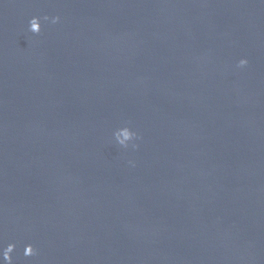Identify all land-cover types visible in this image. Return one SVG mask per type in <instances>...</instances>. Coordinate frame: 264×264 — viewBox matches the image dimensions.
<instances>
[{"label": "water", "instance_id": "1", "mask_svg": "<svg viewBox=\"0 0 264 264\" xmlns=\"http://www.w3.org/2000/svg\"><path fill=\"white\" fill-rule=\"evenodd\" d=\"M0 264H264V0H0Z\"/></svg>", "mask_w": 264, "mask_h": 264}, {"label": "clouds", "instance_id": "2", "mask_svg": "<svg viewBox=\"0 0 264 264\" xmlns=\"http://www.w3.org/2000/svg\"><path fill=\"white\" fill-rule=\"evenodd\" d=\"M56 20H59V17H57L56 18ZM54 22H56V21H54ZM35 23H36V20H35V18H33L32 20H31V22H30V31H35ZM248 63V61L247 60H241L240 61V65L241 66H244V65H246ZM33 248V247H32ZM34 253V249H33V251H32V254ZM5 254L7 255L8 254V252H5Z\"/></svg>", "mask_w": 264, "mask_h": 264}]
</instances>
